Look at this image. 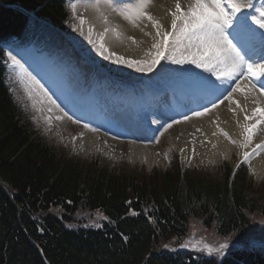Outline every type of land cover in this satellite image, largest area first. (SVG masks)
Here are the masks:
<instances>
[{"label":"trees","instance_id":"16d2710c","mask_svg":"<svg viewBox=\"0 0 264 264\" xmlns=\"http://www.w3.org/2000/svg\"><path fill=\"white\" fill-rule=\"evenodd\" d=\"M41 21L69 33L67 0H0V264H219L164 247L194 220L220 234L243 231L264 216V196L242 171L231 186L227 175L197 176L177 158L166 172L134 173L103 159L89 162L50 139L3 49L47 33ZM83 209L102 210L111 223L67 227ZM243 255L225 264H264V254Z\"/></svg>","mask_w":264,"mask_h":264},{"label":"snow or ice","instance_id":"6c2138e0","mask_svg":"<svg viewBox=\"0 0 264 264\" xmlns=\"http://www.w3.org/2000/svg\"><path fill=\"white\" fill-rule=\"evenodd\" d=\"M152 3L153 0H136L135 3L118 7L112 3V0H95V3L91 5L99 13L105 25L109 24V20L108 16L103 12L102 6L111 9L112 12L122 16L124 20L134 26H137L139 21L147 19L156 29L155 35L158 39L152 45L155 52L148 53L152 57L150 61L125 59L122 56H117V63H124L128 67L137 66L138 71L150 72L167 54L172 63L194 64L197 68H203L205 71L215 75L216 79L220 81L225 79L236 80L238 76L244 74L245 70L247 72L245 79H248L250 83L253 78L264 76V64L247 62L241 50V46L245 41V31L251 32L252 29L248 24L249 16L247 14L241 16L240 13L245 8H252L253 5L251 3H242L241 0H190L185 9L182 7L180 0H176L175 10L170 12L172 16L171 31L165 30L160 21L156 20L147 11ZM70 7L75 13L77 5L71 4ZM256 11L259 12V19L253 15L252 20L261 29H264V8ZM85 23L84 19H80L81 25ZM109 30L116 31L115 28H105V33ZM92 31L93 29L90 27V36ZM116 35L119 37L118 32ZM170 38L171 43L169 42ZM233 41H236V43ZM99 48L101 49V55L108 51L103 43V35L100 37ZM177 53H179V57H177ZM112 55L114 53H109V58ZM12 60L13 64L21 69L22 74H26V70L23 69L19 61L15 60L14 57ZM29 79L33 85L43 90L42 86L34 78L29 77ZM241 83L238 81L235 84V88H229L225 98L236 104L240 111H244L239 101L234 100L232 96L233 92L244 91L241 88ZM247 91L248 93L259 92L260 96L264 97V87L257 89L254 83ZM44 95L51 101V97L47 96L46 91H44ZM223 102L224 100L221 99L220 103L222 104ZM254 102H257L258 106L253 109L251 116L245 114L244 119L246 121H255V123L243 125L245 137L244 142L240 144L242 148L249 147L258 127L264 124V105H260L255 97ZM51 103L55 104V101H51ZM218 106L213 105V107ZM212 110V108H207L202 112H197L196 115L203 116ZM223 135L228 136L226 132ZM229 139L231 138L229 137ZM232 142L236 143L235 141ZM257 150H264V144H256L251 153L245 152L244 162L250 164L253 155H259ZM227 247V244L220 245L221 249ZM211 251L209 248V252Z\"/></svg>","mask_w":264,"mask_h":264},{"label":"bare ground","instance_id":"6f19581e","mask_svg":"<svg viewBox=\"0 0 264 264\" xmlns=\"http://www.w3.org/2000/svg\"><path fill=\"white\" fill-rule=\"evenodd\" d=\"M175 2L176 0H153L147 11L156 20L161 21L163 24H168L172 20L170 12L175 10ZM241 2H248V0H241ZM180 3L186 9L190 0H180ZM102 10L108 16V25L104 24L95 9L89 14L90 19L104 33L105 28H115V32L109 30L106 33L107 43L113 51L128 55L134 54L139 45L142 47L144 44L142 39L146 36L149 28L153 27L150 21L143 19L138 22L139 26H134L124 20L122 16L112 12L111 9L102 6ZM150 31L154 34L153 29ZM117 32L119 33V37L116 35ZM260 56L264 57V53H261ZM197 71L199 74L200 72H206L208 75H213L203 68H197ZM217 94L218 92L207 98L213 100ZM241 95H244L241 99V107L244 108V111L249 116H251L253 109L258 106L257 102H254V97L260 105H264V97L257 95L255 92L242 93ZM244 111H240L239 108L229 102L208 112V116H199L196 119H191L188 123H181L178 126L179 129L175 128L170 132L167 147L175 149L183 161L190 160L191 166H213L221 162L223 158L230 161L236 152L230 140L242 141L243 143L245 137L243 125L254 123V121L242 119L241 114ZM233 116H235V120H232ZM236 120L240 122L242 132H238L235 128L233 121ZM225 132L228 134L227 137L223 135ZM256 144H264V124L258 127L251 144L245 148L246 152H251ZM77 145L80 148H85V152L97 149L107 153L112 142L103 143L101 139L93 138L91 135L82 132L77 137ZM129 151V158L134 163H143L150 169L156 165H165V160L163 159L164 151L160 152L158 148L153 149L131 144ZM257 151L259 155H253L250 162L252 164L251 169L255 173V178L257 181H261L264 180V150Z\"/></svg>","mask_w":264,"mask_h":264},{"label":"rangeland","instance_id":"374dc122","mask_svg":"<svg viewBox=\"0 0 264 264\" xmlns=\"http://www.w3.org/2000/svg\"><path fill=\"white\" fill-rule=\"evenodd\" d=\"M77 5V9L75 14L80 18V19H84L86 21L85 24L79 26L78 29V41L80 43V45H87L88 41L90 40L91 42H98L100 43V37L98 36V34L102 35V32L99 31L98 26H96L94 24L93 21H90L89 24V14L92 11V7L88 4H76ZM159 21V20H158ZM88 23V24H87ZM160 23L163 25L165 30H170L171 29V22L168 24H163L161 21ZM90 26L92 27L93 31L91 33V36L89 35V28ZM96 26V28H95ZM139 26V25H138ZM146 36L142 39V41L144 42V44L142 45V47L139 45L135 51L134 54H124L127 57L125 59H133V60H142V61H150L151 60V56L148 55L149 52H155V49L152 48L153 43L156 42V40L158 39V37H156V33L154 31H147L146 32ZM170 42V41H169ZM171 43V42H170ZM108 49V48H107ZM109 50V49H108ZM93 55L98 57L100 60L105 57L106 55H109V52L106 51L104 52L103 55H101V49L99 48V46H97L95 48V50L93 51ZM115 55V54H114ZM177 55H179V53H177ZM118 56H123L122 53H119ZM115 57H117L115 55ZM168 65H171L168 63ZM120 67H126L127 71H132L135 73H140L141 71L137 70V66L134 67H128L126 64L121 63L119 65ZM24 69V68H23ZM25 70V69H24ZM26 73H28L26 71ZM35 80V79H34ZM72 83H77V82H72ZM40 85V84H39ZM41 86V85H40ZM30 89L34 95L33 100L36 103L37 109L41 110V114H42V118H43V123L46 125L45 131L46 133L49 135L50 139H54L57 141V143H64L66 145H68L69 149L73 150L74 154L79 155V157L84 158L85 160L89 161V162H94L96 159H107V160H111L112 163L114 164H119V165H124L125 168L129 171V172H138L140 170H144L146 173H152L153 171H158L163 173L164 171L169 169V162H168V158L167 159H163L165 160V165H159V166H154L153 168H148L145 164L143 163H134L132 162V160H130V156H129V148L127 145H123L121 147H119L118 145H114L112 147V152H116V154H118L117 156H111V155H107L105 156L103 152L99 151V150H89L88 152H85V148H80L77 147L75 145L76 142V138L78 137V129H74L72 127L71 124H69L68 122H62L60 119V117L54 113L53 108L55 107L53 103H51V101L44 95V93L42 92L41 88L38 86H35L33 84L30 85ZM43 89V88H42ZM48 97H51L50 95L47 94ZM41 105H40V103ZM118 122H121L120 120H117ZM137 131L140 130L139 124L137 123ZM134 132V130H132ZM170 132V130H169ZM168 131L163 135L162 139L158 142H156L155 144H152L149 146V148H153V149H160L161 151H166L165 153L167 154V157L170 155V152L173 151L172 148H170L171 150H168L167 148V144H168V136L170 135ZM105 140H102V142H104ZM63 145V144H62ZM71 147V148H70ZM120 148V149H119ZM167 149V150H166ZM173 153V152H172ZM230 161L227 164H219L216 166H210V167H201V166H195L193 165L192 167V171L198 172L199 174H202L203 177H208L211 179H215V177H221L223 176L222 173H220V170L225 171L228 169L227 166H230ZM185 165L186 168L190 167L191 165H187V164H183ZM194 167H198L194 169ZM201 168V169H199ZM255 177H248V182L251 184V186L254 189H257L258 191H256L258 194L263 195L264 196V181H257L255 180ZM254 191V190H253ZM98 213H96V215L101 216V214L104 217V220L107 221L108 218L105 216L104 213L100 212V211H96ZM95 215V214H94ZM259 215V214H257ZM87 216H89V218H87V222L85 223L84 226L86 227H98V226H102V220L103 217L100 218L99 223L95 224V222L93 221V219L90 218V216H93L91 214H88ZM260 216V215H259ZM191 239L194 240L191 241ZM206 245L208 248H210L212 250V252L216 253V254H220L222 251L228 250V248H230V246H228L227 248L221 249L220 245L222 244H227L226 242H215V243H207V242H203L201 240H198L194 237L188 239L185 242L186 247L187 246H198V245ZM182 245V244H181Z\"/></svg>","mask_w":264,"mask_h":264}]
</instances>
